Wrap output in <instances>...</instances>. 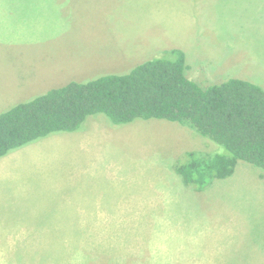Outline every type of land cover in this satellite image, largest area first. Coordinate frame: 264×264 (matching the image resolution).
Returning <instances> with one entry per match:
<instances>
[{
  "label": "rangeland",
  "instance_id": "obj_1",
  "mask_svg": "<svg viewBox=\"0 0 264 264\" xmlns=\"http://www.w3.org/2000/svg\"><path fill=\"white\" fill-rule=\"evenodd\" d=\"M173 49L202 87L264 85V0H0V112ZM188 151L226 152L99 113L0 158V264H264V171L198 190L173 167Z\"/></svg>",
  "mask_w": 264,
  "mask_h": 264
},
{
  "label": "trees",
  "instance_id": "obj_2",
  "mask_svg": "<svg viewBox=\"0 0 264 264\" xmlns=\"http://www.w3.org/2000/svg\"><path fill=\"white\" fill-rule=\"evenodd\" d=\"M170 52L173 58L71 81L3 110L0 158L51 134L78 131L90 115L103 113L116 125L153 118L177 122L223 147L224 153L188 151L173 165L198 190L232 175L239 160L264 171V86L228 77L202 87L187 76L184 53Z\"/></svg>",
  "mask_w": 264,
  "mask_h": 264
},
{
  "label": "crops",
  "instance_id": "obj_3",
  "mask_svg": "<svg viewBox=\"0 0 264 264\" xmlns=\"http://www.w3.org/2000/svg\"><path fill=\"white\" fill-rule=\"evenodd\" d=\"M207 54H209L208 52H206ZM129 54V53H128ZM213 55V54H212ZM122 61H124V62H127L128 61V59L127 60H122ZM261 85V84H260ZM262 86H264V85H262Z\"/></svg>",
  "mask_w": 264,
  "mask_h": 264
}]
</instances>
